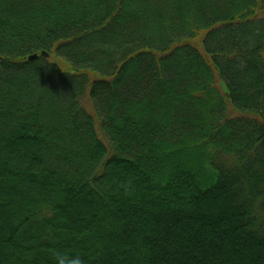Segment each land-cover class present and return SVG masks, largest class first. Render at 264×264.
<instances>
[{"label":"trees","instance_id":"1","mask_svg":"<svg viewBox=\"0 0 264 264\" xmlns=\"http://www.w3.org/2000/svg\"><path fill=\"white\" fill-rule=\"evenodd\" d=\"M78 261L264 264V0H0V264Z\"/></svg>","mask_w":264,"mask_h":264},{"label":"water","instance_id":"2","mask_svg":"<svg viewBox=\"0 0 264 264\" xmlns=\"http://www.w3.org/2000/svg\"><path fill=\"white\" fill-rule=\"evenodd\" d=\"M39 53H40L41 55H45V56L48 55L47 51H45V50H40ZM37 55H38V54H37L36 52L31 53V54L28 55V59H33V58L37 57Z\"/></svg>","mask_w":264,"mask_h":264},{"label":"clouds","instance_id":"3","mask_svg":"<svg viewBox=\"0 0 264 264\" xmlns=\"http://www.w3.org/2000/svg\"><path fill=\"white\" fill-rule=\"evenodd\" d=\"M77 264H80V262L78 261Z\"/></svg>","mask_w":264,"mask_h":264}]
</instances>
